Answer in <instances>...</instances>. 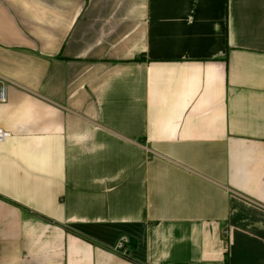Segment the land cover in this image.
<instances>
[{
    "label": "crops",
    "instance_id": "obj_1",
    "mask_svg": "<svg viewBox=\"0 0 264 264\" xmlns=\"http://www.w3.org/2000/svg\"><path fill=\"white\" fill-rule=\"evenodd\" d=\"M0 77V264H264V0H0Z\"/></svg>",
    "mask_w": 264,
    "mask_h": 264
},
{
    "label": "built area",
    "instance_id": "obj_2",
    "mask_svg": "<svg viewBox=\"0 0 264 264\" xmlns=\"http://www.w3.org/2000/svg\"><path fill=\"white\" fill-rule=\"evenodd\" d=\"M9 89H10V84L8 80L0 77V103H5L8 101ZM9 136H10V132H8L3 128H0V142H3ZM130 242H131L130 237L126 234H123L118 238L112 250L126 257L128 256L129 253Z\"/></svg>",
    "mask_w": 264,
    "mask_h": 264
}]
</instances>
